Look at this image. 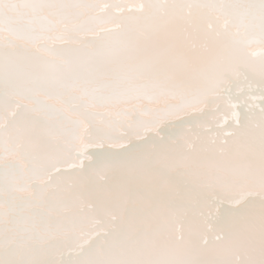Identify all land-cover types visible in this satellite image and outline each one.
Wrapping results in <instances>:
<instances>
[{
    "label": "snow or ice",
    "instance_id": "1",
    "mask_svg": "<svg viewBox=\"0 0 264 264\" xmlns=\"http://www.w3.org/2000/svg\"><path fill=\"white\" fill-rule=\"evenodd\" d=\"M0 264H264V0H0Z\"/></svg>",
    "mask_w": 264,
    "mask_h": 264
},
{
    "label": "bare ground",
    "instance_id": "2",
    "mask_svg": "<svg viewBox=\"0 0 264 264\" xmlns=\"http://www.w3.org/2000/svg\"><path fill=\"white\" fill-rule=\"evenodd\" d=\"M186 130H187V126H186Z\"/></svg>",
    "mask_w": 264,
    "mask_h": 264
}]
</instances>
